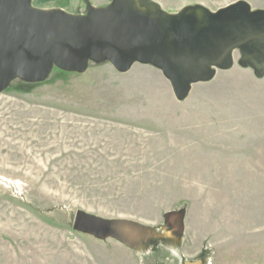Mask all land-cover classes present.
<instances>
[{
  "label": "rangeland",
  "instance_id": "1",
  "mask_svg": "<svg viewBox=\"0 0 264 264\" xmlns=\"http://www.w3.org/2000/svg\"><path fill=\"white\" fill-rule=\"evenodd\" d=\"M232 1L148 0L180 51L192 41L208 60L264 32V0H237L221 17L230 24L193 22ZM134 2L29 0L81 18ZM229 56L183 97L160 66L102 55L79 71L13 78L0 92V264H264V40ZM79 211L158 235L99 239L74 229ZM180 211L182 234L171 235L166 214Z\"/></svg>",
  "mask_w": 264,
  "mask_h": 264
},
{
  "label": "water",
  "instance_id": "2",
  "mask_svg": "<svg viewBox=\"0 0 264 264\" xmlns=\"http://www.w3.org/2000/svg\"><path fill=\"white\" fill-rule=\"evenodd\" d=\"M134 1L130 8L117 7L110 9L111 11L94 9L92 16L81 18L63 10L36 9L31 7L29 0H0V92L13 78L19 77L26 82L43 80L50 76L53 66L79 71L87 65L88 59L102 55L119 68H124L129 62L160 66L171 79L176 96L183 97L189 91L191 82L210 79L213 74L212 67H226L225 61L233 50L254 40H264V32L252 33L225 47L215 59L208 60L207 56H200L198 52L195 55L193 42L189 39L190 51L187 49L189 53L183 54L184 51L181 52L179 48L178 35L172 33V21L168 36V32H161L155 22V18L164 17V14L153 8L152 14L142 15L143 12L139 11L136 4L145 6L143 8L154 5L148 0ZM241 1L218 10V14H209L208 21L204 18L201 22L197 15H192L193 22L195 25L204 23L200 31L210 27L213 22H222L225 25L233 23V20H222L221 17L229 15L238 4L245 3ZM196 7L197 10H204L205 15L210 12L202 6ZM196 7L188 6L185 10ZM142 22L157 30L160 35L161 55L153 53V49L146 51L151 55H142L140 51H145L143 46L139 51L136 39L140 41L142 34L137 28L140 27L138 23ZM129 27H136L134 36L129 35ZM145 44L151 42L146 39ZM180 65L190 66V71L182 72ZM197 75L201 76L194 77ZM183 216V211L166 214L167 222H175V227L170 231L171 235L182 234ZM74 229L99 239L113 238L124 244L138 246L151 238V235H158L150 226L126 219L103 218L84 211L76 214Z\"/></svg>",
  "mask_w": 264,
  "mask_h": 264
},
{
  "label": "bare ground",
  "instance_id": "3",
  "mask_svg": "<svg viewBox=\"0 0 264 264\" xmlns=\"http://www.w3.org/2000/svg\"><path fill=\"white\" fill-rule=\"evenodd\" d=\"M137 6V5H136ZM138 8H140V10L139 9H136L135 7V10H139V11H141V12H143V14L142 15H145V16H147L146 15V11L148 10L149 12H151L152 11V9H150V8H143V7H141V6H137ZM198 17V16H197ZM155 18V17H154ZM156 20H155V22H156V24H157V27H158V29L161 31V32H163V33H167L168 31H167V29L166 28H169L170 26H171V24L168 22V21H165V20H163V17H161V19H157V18H155ZM139 25H140V27H138L137 29V31H139L141 34H142V36H141V39H140V41H138V39H136V41H137V46H138V49H139V51H140V49L142 48V46H143V48H144V50L145 51H140L141 52V54L142 55H151V53H149V52H146V51H148V50H151V49H153V50H155L157 53V55H161L162 53H159L160 51H161V48H162V46H161V44H160V35H158L157 34V30H155V29H153V28H151V26H149L147 23H145V22H142V23H138ZM136 30V27H129L128 28V32H129V35H131V36H134V34H135V31ZM172 38L174 39V36H172ZM148 40V41H150L151 42V44H148V45H146L145 44V40ZM160 47V48H159ZM153 55H155V54H153Z\"/></svg>",
  "mask_w": 264,
  "mask_h": 264
},
{
  "label": "crops",
  "instance_id": "4",
  "mask_svg": "<svg viewBox=\"0 0 264 264\" xmlns=\"http://www.w3.org/2000/svg\"><path fill=\"white\" fill-rule=\"evenodd\" d=\"M244 1H247V0H244ZM235 2H237V0H234V1H232V2H230L229 4H227L226 6H228V5H230V4H232V3H235ZM248 2V1H247ZM251 2V1H250ZM255 5V4H254ZM264 5H262L261 7L259 6V5H257V7H252L253 9H257V8H261V9H263L264 7H263ZM253 9H251V11L253 12ZM258 10V9H257ZM246 69H248V70H250L251 69V72H252V74H253V68H250V67H247ZM228 71V70H227ZM255 75V74H254ZM257 77V76H256Z\"/></svg>",
  "mask_w": 264,
  "mask_h": 264
}]
</instances>
